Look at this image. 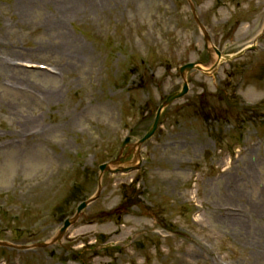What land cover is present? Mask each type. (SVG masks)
<instances>
[{
    "label": "rangeland",
    "instance_id": "rangeland-1",
    "mask_svg": "<svg viewBox=\"0 0 264 264\" xmlns=\"http://www.w3.org/2000/svg\"><path fill=\"white\" fill-rule=\"evenodd\" d=\"M0 42L53 71L0 67V240L50 241L101 184L58 242L0 264H264V0H0ZM193 61L218 62L185 74L147 162L99 175Z\"/></svg>",
    "mask_w": 264,
    "mask_h": 264
},
{
    "label": "water",
    "instance_id": "water-1",
    "mask_svg": "<svg viewBox=\"0 0 264 264\" xmlns=\"http://www.w3.org/2000/svg\"><path fill=\"white\" fill-rule=\"evenodd\" d=\"M193 67H197L195 66L194 63H189V64H186L184 65L183 67H181L180 71H184V70H188L190 68H193ZM198 68V67H197ZM187 91V84L184 83L183 84V87H182V90L179 91V92H175V93H172L170 95L167 96L166 100L164 101V103L159 107L158 111H157V114H156V118L154 120V124L152 126V128L145 134V136L139 140V143H142L146 138H148L155 130L156 126H157V122H158V119H159V114H160V110L162 109V107L164 105H167L169 104L170 102H172L174 99L182 96L184 93H186ZM106 165H102L100 166L101 169L105 168ZM86 203L83 202L79 207H78V210H80ZM70 224V220H65L64 222V225L62 226V228L59 230V234H58V237L62 234V232L65 230V228Z\"/></svg>",
    "mask_w": 264,
    "mask_h": 264
},
{
    "label": "bare ground",
    "instance_id": "bare-ground-1",
    "mask_svg": "<svg viewBox=\"0 0 264 264\" xmlns=\"http://www.w3.org/2000/svg\"><path fill=\"white\" fill-rule=\"evenodd\" d=\"M68 45H71L70 47L72 48V49H74V51L75 52H77L78 51V49L76 48V47H74L73 46V43H72V41H70V40H68ZM0 46H1V42H0ZM76 56V53H74V55L72 56V57H75ZM70 58V54L67 56V59H69ZM8 64V62L6 61V59L4 58V57H2V55L0 54V67L1 68H3L4 70H9V71H11V70H14V69H19V68H13V67H11V66H9V65H7ZM18 71V70H17ZM18 73H20L19 71H18ZM18 75V74H17ZM18 93H21V94H23V95H26L27 97H30L29 95H27V94H24L23 92H18ZM34 134H36V133H34Z\"/></svg>",
    "mask_w": 264,
    "mask_h": 264
}]
</instances>
